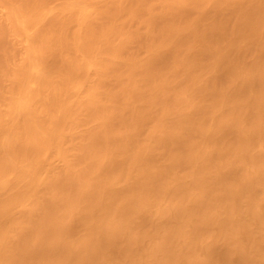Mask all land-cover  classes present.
Segmentation results:
<instances>
[{
    "label": "bare ground",
    "instance_id": "6f19581e",
    "mask_svg": "<svg viewBox=\"0 0 264 264\" xmlns=\"http://www.w3.org/2000/svg\"><path fill=\"white\" fill-rule=\"evenodd\" d=\"M256 254L264 0H0V264Z\"/></svg>",
    "mask_w": 264,
    "mask_h": 264
},
{
    "label": "rangeland",
    "instance_id": "374dc122",
    "mask_svg": "<svg viewBox=\"0 0 264 264\" xmlns=\"http://www.w3.org/2000/svg\"><path fill=\"white\" fill-rule=\"evenodd\" d=\"M256 255H257V254H256ZM256 255H252V256L248 255L250 259L248 258V256L246 257V255H244V256H243V255H242V256H239L240 258L242 257V259L245 258L244 260H246V261H250V260H251L252 263H251V262H246V261L243 262L244 260H243V261H242V260L240 261V258L237 257V256H236V257H233V259L237 258L236 260H238V263H239V264H241V262H242L243 264H248V263H250V264H256V262H257V264H259V263H263V264H264V261H262V260L260 261V259H258V258L255 257ZM258 255H259V254H258ZM258 255H257V256H258ZM259 256H260V255H259ZM221 257H222L223 259H224V258H225V259H230V258H232V257H229V256H221ZM253 257H254V259H252ZM260 257H262L263 260H264V256H263V255L260 256ZM222 258H221V260H222ZM246 258H247L248 260H247ZM254 260H255V262H253ZM259 261H260V262H259ZM238 263H235V264H238Z\"/></svg>",
    "mask_w": 264,
    "mask_h": 264
}]
</instances>
